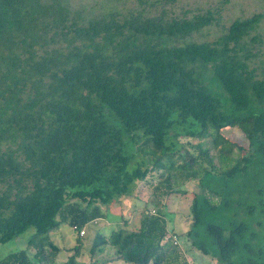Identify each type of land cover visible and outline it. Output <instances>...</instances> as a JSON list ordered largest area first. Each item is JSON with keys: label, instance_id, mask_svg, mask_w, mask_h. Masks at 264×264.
<instances>
[{"label": "trees", "instance_id": "1", "mask_svg": "<svg viewBox=\"0 0 264 264\" xmlns=\"http://www.w3.org/2000/svg\"><path fill=\"white\" fill-rule=\"evenodd\" d=\"M116 2L88 16L67 0H0V245L34 230L0 264H58L48 234L62 224L78 243L61 264H264V69L246 43L264 15L195 42L213 12L124 14ZM150 176L156 195L180 191L178 177L196 183L191 227L170 229L155 200L133 229L95 230L86 249L87 227Z\"/></svg>", "mask_w": 264, "mask_h": 264}, {"label": "rangeland", "instance_id": "2", "mask_svg": "<svg viewBox=\"0 0 264 264\" xmlns=\"http://www.w3.org/2000/svg\"><path fill=\"white\" fill-rule=\"evenodd\" d=\"M69 6L73 11H80L84 15L100 14L102 8L106 5L107 0H67ZM118 9L124 13L130 12H143L147 15L164 14L167 17L176 18H190L196 14H204L207 11L214 13L216 20L210 26L204 28L199 33L194 34L188 41L195 42H214L221 35H223L229 26L237 19L249 18L255 14L264 15V0H117ZM256 38V42L252 39ZM247 46L250 48L255 57L251 60L250 66L256 69L260 74L264 69V18L262 19L256 31L251 33V36L246 38ZM223 134L232 143L247 146L248 140L245 135L238 128H228ZM186 145V149L190 152L196 153L193 147L198 143L197 140H182ZM181 162V160H180ZM178 173H180L178 171ZM153 178V177H152ZM156 176L148 182L144 181L139 187V197L134 199H125L119 204L110 205L107 209V218L98 220L96 224H91L87 227L88 235L83 239L86 249L90 248L91 242L94 238L95 230H101L106 235L113 228L120 227L133 229L139 222V213L141 209L148 208L149 211H154L156 208L153 202L158 200L161 208L165 207L168 219V226L170 229H175L177 232H183L191 227V203L192 193L198 192L199 189L195 182H184L181 178H176L174 188L180 191L176 193L161 194V191H166L163 187L159 194L153 193V186L157 183ZM177 181V182H176ZM181 191L188 192L184 195ZM161 194V195H160ZM159 195V197H158ZM130 221H123V219ZM34 234V230L30 229L20 237L0 245V257L9 255L13 252L20 251L26 248L27 241ZM49 239L59 248L62 252L57 258L58 264L64 263L67 258L73 254V249L77 245L78 233L75 232L69 224H62L59 229L48 234ZM181 248L183 252H187L189 245L187 241L181 240ZM107 251L100 255V259L104 260L108 257H113V250ZM192 260L191 254L187 255ZM89 263L88 253H85L80 259ZM196 261L202 264H217L216 262H209L206 257L197 256ZM112 264H123L116 261Z\"/></svg>", "mask_w": 264, "mask_h": 264}, {"label": "built area", "instance_id": "3", "mask_svg": "<svg viewBox=\"0 0 264 264\" xmlns=\"http://www.w3.org/2000/svg\"><path fill=\"white\" fill-rule=\"evenodd\" d=\"M85 234V231H81V235H84ZM168 240V237H166V241ZM173 240H174V243L176 245H179L180 244V241L178 240V238L176 236H173ZM188 264H198L196 262H194L193 260L191 259H188Z\"/></svg>", "mask_w": 264, "mask_h": 264}]
</instances>
